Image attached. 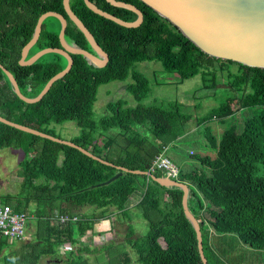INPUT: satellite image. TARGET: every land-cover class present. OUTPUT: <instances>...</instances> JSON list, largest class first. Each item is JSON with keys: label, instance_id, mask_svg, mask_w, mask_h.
<instances>
[{"label": "trees", "instance_id": "16d2710c", "mask_svg": "<svg viewBox=\"0 0 264 264\" xmlns=\"http://www.w3.org/2000/svg\"><path fill=\"white\" fill-rule=\"evenodd\" d=\"M90 1L123 20H133L136 16L130 10L109 5L105 0ZM121 1L140 9L142 21L138 26L123 27L92 12L82 0H68L70 9L107 53L106 64L95 67L82 55H71L72 65L67 73L55 80L41 99L34 103L21 101L0 71V115L54 136V132L46 127L50 122L73 120L79 133L69 140L114 165L128 169L147 170L152 158L163 146L184 140L192 133L204 142L203 147L213 150V156L187 151V156L194 158L201 169L186 171L178 167L177 180L187 185L186 205L198 221L206 262L222 264L207 239V231L209 236L210 231L218 235L233 233L245 246L262 249L264 68L236 62L235 72L226 71L232 93L207 114L198 117L194 128L190 129L188 122L191 116L182 111L181 103H138L149 92V81L141 72L131 69V65L135 61L157 60L164 70L175 72L179 79L199 74L202 86L212 88L215 84L214 73L206 77V70L203 72L200 69L210 67L213 61L221 59L201 52L170 22L158 16L141 0ZM0 8L4 10L5 18L14 21L11 25L13 30L15 19L19 22V31L12 33L13 38L19 37V46L30 37L37 16L52 10L61 13L67 21L65 39L70 44L89 49L82 33L68 20L61 0H0ZM48 19L53 22L50 23L51 31L41 30L38 47L43 45V40L48 36L52 44L57 45L59 23L55 17L49 16ZM6 37L8 40L9 31ZM50 54L54 57L47 60L40 56L28 65H19L16 57L6 59L5 68L12 74L23 95L35 96L45 81L65 65L64 58ZM127 76L130 81L124 85V90L137 103L127 106L122 99L107 101L106 113L94 120L92 105L97 86L112 80H124ZM235 104L237 108H234ZM235 114L242 116L236 127L229 126L216 138L206 122L212 116L223 118ZM112 128H116L119 134L105 135L101 142L94 141L90 148L87 147L86 143L95 140L96 133L101 134ZM4 147L20 149L24 155L18 172L21 193L24 195H6L1 196V199L12 209L28 215L30 211L27 205L34 202L35 208L31 212L36 226L35 229L28 228L29 239L20 246L22 250L17 252L11 248L10 255L16 251L13 258H8L6 254L7 263L36 264L41 257H60L61 254L55 249L57 243L68 242L71 245L76 241L74 232L81 235L85 229H92L95 222L109 217L111 209L128 219L126 202L133 193L139 191L137 206L147 230L141 236L130 238L132 227L127 225L125 234V241L134 251L136 262L202 264L193 227L181 208L180 188L163 186L143 174L130 172H122L110 182L97 185L112 176L117 169L73 147L0 122V148ZM151 173L163 175L160 170ZM36 179L39 183H34ZM163 198L168 203L162 210L160 203ZM62 200L74 205H86L91 211L82 213L74 224H62L55 218V222H51L50 216L54 211L55 214L72 215L62 205ZM45 206L53 210L51 215H47ZM6 238L0 235V245L6 243ZM159 238L163 244L158 242ZM118 256L120 264L128 263L127 253L120 251ZM81 261V255L77 253L67 256L60 263L53 261V264H80Z\"/></svg>", "mask_w": 264, "mask_h": 264}, {"label": "rangeland", "instance_id": "374dc122", "mask_svg": "<svg viewBox=\"0 0 264 264\" xmlns=\"http://www.w3.org/2000/svg\"><path fill=\"white\" fill-rule=\"evenodd\" d=\"M48 18L49 16L47 19ZM41 57L49 58L50 54L45 53L41 55ZM236 66V62H228L221 59L220 61H213L210 67H202L200 70L203 72L206 70V77L209 76L210 73H214L215 75V84L212 88H205L202 86L199 74L189 78L179 79L175 72L164 70L157 60L135 61L132 63L131 69L141 72L149 81V92L144 98L138 101L139 104L147 105L165 103L166 101H177L181 103L182 111L190 114L191 118L188 122V127L192 129L198 117L207 114L211 108L217 106L227 95L232 93L227 82L226 71L233 73L236 71ZM129 81V76H127L124 80H112L97 86L95 100L92 105V117L94 120H97L106 113L105 104L107 101L122 99L127 106H133L137 103L131 95L124 90V85ZM234 108H237V104L234 105ZM241 117V115L237 114L223 118L212 116L206 123L210 127L211 133L218 138L224 129L231 125L236 127V123ZM46 127L51 129L57 137L62 139H70L79 133V128L73 120H66L60 123L50 122ZM115 133L119 134L116 128L109 129L101 134L96 133L95 140L88 141L86 145L90 148L94 141L99 143L103 136H111ZM188 135L191 137L188 136V138L184 140L168 144L166 146L165 155L177 167H181L183 170L187 171L194 168L200 171L201 168L198 162L194 158L187 156V151L189 152L192 150L195 154H208L212 157L213 150L203 147L204 142L199 137H194L192 133ZM116 139L119 140V137L116 136ZM23 158L24 155L20 149L11 147L0 148V198L6 195L11 197H15L17 194L18 196L24 195V193H21V177L18 173L20 162ZM34 183H39V180L36 179ZM139 197L140 193L136 191L128 198L126 202L129 215L128 219L118 215L115 210L111 209L108 219L105 218V220H102L99 224H96L98 221L95 222L92 229H85L84 233L81 235L74 232L76 241L71 243L70 248L65 254L60 255V257H41L36 264H53V261H58V263H60L67 256L71 257L77 253L80 254L82 258L80 264H120V258L118 256L120 251L127 253L129 257L127 264H140L136 262L134 251L125 241L127 225H131L132 227L130 238L141 236L147 230L146 223L140 216L139 207L137 206ZM61 202L68 212L75 214L78 219L81 218L82 213L91 211V208L86 205H74L63 200ZM167 203L168 200L163 198L160 203V208L163 210ZM27 207L30 211L29 215L31 218V223L29 225L30 229L31 227L35 229L34 214L31 212L35 208L34 202H29ZM45 210L47 215H49V213L51 215L53 211L46 206ZM54 214L55 211L50 216L51 222H55ZM207 232V239L209 238V243L211 242L214 254L222 264H228V261L229 264H264V247L260 250L249 248L242 244L235 234L228 233L225 234L226 237H223L224 243L221 245L223 249H217L220 245H217L211 238V236H213L211 231L210 236L209 231ZM27 233L23 239L6 238V251L1 254L0 264L16 263L15 261L7 263L5 256L7 254L8 258H13V256L16 255V251L13 252L12 255L9 254V252H11V247L16 249L17 252L22 250L20 246L28 242L29 239ZM213 234L218 235L215 233ZM158 242L163 244L160 238ZM231 259L235 261L232 262Z\"/></svg>", "mask_w": 264, "mask_h": 264}, {"label": "water", "instance_id": "95a60500", "mask_svg": "<svg viewBox=\"0 0 264 264\" xmlns=\"http://www.w3.org/2000/svg\"><path fill=\"white\" fill-rule=\"evenodd\" d=\"M84 5L92 12L113 21L123 27H136L142 21V13L139 8L129 2L121 0H105L109 5L124 8L135 13L133 20H123L115 15L98 8L90 0H82ZM149 6L158 16L170 22L183 36H185L201 52L213 58L231 60L246 66L264 68V0H141ZM62 8L68 20L82 33L86 42L94 52L81 49L77 46L68 45L63 40V31L66 19L56 11H44L36 19L31 37L23 44L19 65H28L40 55L47 52H58L65 56L66 64L63 68L52 74L43 84L39 92L33 97L23 95L12 74L2 65L0 70L8 79L15 95L25 103H34L41 99L51 84L61 78L72 64L70 54H81L96 66H104L107 62V53L99 47L91 33L70 9L68 0H61ZM46 16H53L60 22L58 40L60 48L46 47L35 51L25 58L27 49L36 40L41 21ZM0 122L15 127L24 132L37 135L51 141L64 144L77 149L84 155L108 166L117 169L112 176L98 183L106 184L120 175L122 172L143 174L151 180L163 186H175L180 188V204L184 216L193 227L196 239V248L202 264H208L202 252L201 236L197 219L188 210L186 205L187 185L179 180L170 179L166 176H155L148 170L128 169L121 165L96 156L89 150L72 142L62 139L47 132L28 127L17 122L8 120L0 115Z\"/></svg>", "mask_w": 264, "mask_h": 264}, {"label": "built area", "instance_id": "2783aa9c", "mask_svg": "<svg viewBox=\"0 0 264 264\" xmlns=\"http://www.w3.org/2000/svg\"><path fill=\"white\" fill-rule=\"evenodd\" d=\"M166 146L155 155L147 170H160L163 175L170 179L177 180L178 167L165 155ZM30 215L23 211H16L8 203H4L0 198V235L9 238L23 239L27 233ZM54 218L59 223L74 224L77 216L72 214H55ZM70 248L68 242L57 243L55 246L58 254H64Z\"/></svg>", "mask_w": 264, "mask_h": 264}, {"label": "flooded vegetation", "instance_id": "af4514ba", "mask_svg": "<svg viewBox=\"0 0 264 264\" xmlns=\"http://www.w3.org/2000/svg\"><path fill=\"white\" fill-rule=\"evenodd\" d=\"M46 11H48V10H46ZM52 11V10H51ZM59 13V12H58ZM61 14V13H60ZM62 15V14H61ZM63 16V15H62ZM38 17V16H37ZM48 16H46L44 19H46ZM53 17V16H52ZM64 17V16H63ZM37 19V18H36ZM43 19V20H44ZM57 19V18H56ZM42 20V21H43ZM42 21H41V25H40V30H39V33H38V36H37V38H36V40L34 41V43L27 49V52H26V55H25V58H27L28 56H30L31 54H33L35 51H37V50H39V49H42V48H46V47H51V48H60V44H59V40H58V31H59V28H60V22H59V20L57 19V21H58V23H59V27H58V30H57V45H53L52 44V40H51V38H50V36H48V38H46V39H44L43 40V45L42 46H40V47H38V45H37V40H38V37H39V35H40V32H41V30H44V31H46V32H50L51 31V25H50V23L52 22V20H50V19H46L45 20V24H43L42 25ZM14 21L12 20V18H5L4 17V10L3 9H1L0 8V65H2L3 67H5V63H6V59L7 58H13V57H16L17 58V63H18V59H19V57H20V53H21V49H22V46H23V44H25V42L31 37V35H32V33H31V35H30V37L21 45V46H19V37L18 38H13V34L12 33H17L18 31H19V27H18V21L15 19V29L13 30V28L11 27V25H12V23H13ZM35 22H36V20H35ZM53 23V22H52ZM66 24H67V21H66ZM34 25H35V23H34ZM54 26H56V25H54ZM66 27V26H65ZM33 29H34V26H33ZM65 30V29H64ZM9 31V33H10V37L8 38V40H7V37H6V33ZM32 32H33V30H32ZM63 40H64V42L66 43V44H68V45H73V44H70L69 42H68V40L67 39H65V37H64V31H63ZM6 41H10V42H6ZM96 42V41H95ZM97 43V42H96ZM98 44V43H97ZM99 45V44H98ZM73 46H76V45H73ZM17 47H18V50H17ZM78 47V46H77ZM100 47V46H99ZM79 48H81V47H79ZM101 48V47H100ZM81 49H84V48H81ZM84 50H87V51H89V52H91V53H93L94 54V52L92 51V49L90 48V46H89V49H84ZM47 53H54V54H57L58 56H61L62 58H64L65 59V61H66V58H65V56L64 55H62V54H60V53H58V52H47ZM45 54V53H44ZM43 55V54H42ZM71 55H73V53L72 54H70V56ZM81 55V54H80ZM41 56V55H40ZM39 56V57H40ZM38 57V58H39ZM54 56H52L51 54H50V57L48 58V57H46V59L48 60V59H51V58H53ZM84 57V56H83ZM72 58V57H71ZM85 58V57H84ZM37 59V58H36ZM35 59V60H36ZM86 59V61L89 63V64H92V65H94L95 67H99V66H96L95 64H93L92 62H90L87 58H85ZM34 60V61H35ZM67 62V61H66ZM66 62H65V64H66ZM72 65V64H71ZM65 66V65H64ZM63 66V67H64ZM62 67V68H63ZM61 69V68H60ZM70 69V68H69ZM1 71V70H0ZM2 72V71H1ZM5 76V75H4Z\"/></svg>", "mask_w": 264, "mask_h": 264}, {"label": "crops", "instance_id": "0c3cea01", "mask_svg": "<svg viewBox=\"0 0 264 264\" xmlns=\"http://www.w3.org/2000/svg\"><path fill=\"white\" fill-rule=\"evenodd\" d=\"M106 219H108V218H106ZM102 220H105V218H103V219H100V221L98 220V223H96V224H99V223H101V221ZM95 224V223H94ZM30 224H28V227L30 228V226H29ZM28 229V228H27ZM213 236H211V238L213 239V241H215L216 242V244L217 245H220L219 247H217V249L218 248H220V249H223L222 247H221V245L224 243V241H223V237H226L225 235H214V234H212ZM7 243V242H6ZM6 243L5 244H1L0 245V258H1V254L3 253V252H5L6 251ZM210 245H211V242H210ZM211 247H212V245H211ZM12 248V247H11ZM10 248V249H11ZM9 249V248H8ZM13 249V248H12ZM214 249L216 250V248L214 247ZM14 250V249H13ZM10 251V250H9ZM48 258V257H47Z\"/></svg>", "mask_w": 264, "mask_h": 264}]
</instances>
